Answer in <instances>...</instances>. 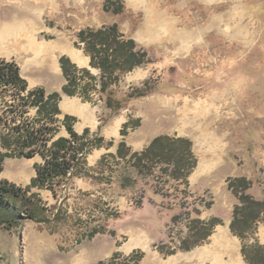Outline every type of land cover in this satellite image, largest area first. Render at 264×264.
Returning a JSON list of instances; mask_svg holds the SVG:
<instances>
[{"label":"rangeland","instance_id":"1","mask_svg":"<svg viewBox=\"0 0 264 264\" xmlns=\"http://www.w3.org/2000/svg\"><path fill=\"white\" fill-rule=\"evenodd\" d=\"M123 3V12L116 13L106 11V0H0V26L11 25L27 42V50L11 54L0 52V59L18 64L31 84L60 85L63 80L60 58L64 55H71L68 57L78 66L90 69L99 77L100 71L90 66L83 45L77 44L78 34L87 28L119 24L127 38L134 39L147 51L149 62L122 75L119 83L113 86L115 94L123 98L132 89L143 88L148 81L153 90L145 97L133 99L117 114L127 117L138 112L148 118L156 117L161 121V129L166 130L169 114L193 116L197 111L203 113L210 108H232L239 94L241 132L235 133V141L241 153L236 156L238 161L232 160L234 164L226 163L230 165L223 177L249 174L253 181L250 192L261 199L264 191V0H123ZM58 44H62L64 50L50 56L57 62L56 70L40 67L42 60L36 53L51 50ZM43 63L47 67L51 61ZM93 97L96 106L105 107L100 92L95 91ZM5 107L0 102V115L8 120L10 116L4 113ZM36 115L37 108H31L28 113L31 124ZM55 134L48 135L51 137L48 147L56 141ZM42 151L34 157L43 158L45 163ZM6 152L0 141V156ZM33 158L5 157L0 182H9L5 174L17 165L34 162ZM43 164H35L33 169ZM166 169L163 164L153 165L150 170L144 168L143 175L136 180L125 175L123 170L117 187L113 184L117 183L118 175L106 180L112 187H106L110 194L104 191V195L113 197L111 200L86 201L87 205L84 203L76 210L71 209L74 202L72 179L56 186L55 192L38 186L29 190L35 178L27 185L15 183L29 190L28 197L37 205L39 221L23 218L14 226L2 224L0 264H72L71 251L79 245L92 246L90 234L95 229L108 231L102 240L114 241L115 228L128 226L148 189L165 195L168 200L165 204L170 209L174 208L172 204L180 209L176 224L167 229V243L157 244L158 249L152 248L166 252L157 255L161 262L168 254L182 250L184 242L193 245L210 232L208 225L212 221L200 222L199 217L208 219L217 215L222 218L223 225L231 219L235 199L226 187L219 190V196H214L202 182L199 187L206 192L200 196L197 190L189 187L186 179L171 180L172 170ZM80 174H88L83 171V165ZM212 182L210 178L208 184ZM46 190L51 192L50 198L45 196ZM12 202L22 210L19 201ZM108 203L111 206L108 207ZM110 220H113L111 229L107 224ZM125 238L123 241H127ZM252 243H264V221L245 241L247 245ZM85 257L81 264H133L127 260L128 256L122 255L116 260L113 255L102 260ZM159 260L154 264H159Z\"/></svg>","mask_w":264,"mask_h":264},{"label":"trees","instance_id":"2","mask_svg":"<svg viewBox=\"0 0 264 264\" xmlns=\"http://www.w3.org/2000/svg\"><path fill=\"white\" fill-rule=\"evenodd\" d=\"M105 9L108 12L121 13L124 10L123 0H106ZM78 38L77 44L83 45L84 52L90 58V66L98 69L100 76H95L90 69L79 68L69 57L62 56L60 64L67 81L63 87L64 94L79 96L86 102H93L94 92L98 91L106 108L118 112L127 107L133 99L145 97L152 92L149 81L143 88L132 89L123 98H119L113 90V86L119 83L122 75L133 72L149 62L147 51L140 48L134 39L127 38L121 32L119 24L81 30ZM61 99L62 94L59 92L49 94L40 87L29 89L28 82L22 76L18 64L0 59V102L6 106L4 113L10 116V119L5 120L3 115H0V141L2 147L8 151L0 156V175L4 170L5 157L33 158L42 149L45 163L37 166V177L28 187L29 190L31 187L38 186L55 192L56 186L80 175L87 155L103 144L104 139L90 138L89 131L82 136L78 135L73 127L76 118L67 116L63 125L69 131L71 138H59L52 143L51 147H48V142L51 140L48 135L53 136L59 126ZM31 108H37L35 122L32 124L28 119ZM19 120L22 121L18 123ZM138 126H140V120H129L123 126L122 135H127L129 129H135ZM112 144L113 142L109 143V145ZM125 147L126 143L122 142L118 155H124ZM78 151H85L86 157L79 159ZM131 159L135 160L134 166L140 173H144V168L149 167L150 170L153 165H166L168 168L166 170H172L171 177L175 180L186 179L197 164L192 153V142L185 138L169 136L156 138L145 152L134 153ZM69 172H72V175L68 178ZM228 182L230 191L237 199L231 230L235 236L245 241L255 233L259 223L264 221V197L262 200L257 199L250 192L253 183L247 177L230 178ZM27 191L9 182H0V227L3 223H8L9 226L17 225L23 218L39 221L37 205L28 197ZM12 199L21 203V211L17 209ZM6 207L11 210L4 209ZM5 210L9 212L4 213ZM218 223L221 221L212 220L208 225L210 232L204 238L210 235ZM99 232L95 229L90 237ZM190 247L188 243H183L184 250ZM242 254L248 264H264L263 244L244 243ZM119 256L120 254L116 253L113 259L116 260ZM143 256L142 251H135L128 256L127 260L138 264Z\"/></svg>","mask_w":264,"mask_h":264},{"label":"crops","instance_id":"3","mask_svg":"<svg viewBox=\"0 0 264 264\" xmlns=\"http://www.w3.org/2000/svg\"><path fill=\"white\" fill-rule=\"evenodd\" d=\"M63 50L64 46L62 44L56 45L51 50H44V52L48 54L51 63H48L49 65L47 67L44 66L43 63H39V66L46 69L53 67V70H56V66H58L57 62L54 58L50 59V56L52 57L55 52ZM69 58L73 61L72 57ZM73 62L75 63V61ZM79 68L81 67L79 66ZM61 71L63 80L60 85L56 86H53V84H31L26 77L22 76L27 80L29 89L40 87L44 88L49 94L54 92L62 94V99L59 103L61 110V114L58 116L59 126L57 127L54 140H58L59 138H71L69 131L63 125V121L67 116L76 118L73 127L78 135L82 136L86 131H89L90 138L104 139V143L94 148L84 161L83 171L88 174L75 176L71 181L72 186H74V189L72 190L74 195L72 200V202H74L71 207L72 210H76L77 207L81 208L84 203L86 204V201L94 203L98 199L104 201L111 200L113 197L108 198L104 195V191H107L106 187H112V183L109 184L106 181L108 177H115L118 175V181L116 184H113L114 187L120 185L121 179L123 178V170L125 171V175L132 177L134 180L140 178L143 173H140V171L134 166L135 160L131 159V156L134 153L142 154L145 152L156 138L160 136H169L173 138H185L192 142V153L197 164L186 178V183L189 187L197 190L200 196H204L203 194L206 192L205 189L202 190L199 187L202 182L206 187V190L207 188L211 189L210 193L214 196H219V190L226 187L229 195L235 199L233 207L234 212L237 199L229 189V179L247 177L251 180L249 174L247 176H232L226 179L223 177V173L229 169L230 165L226 163L234 164V161L232 160L238 161L236 156H240L239 154L241 153V150L238 149V142L235 141V133L237 135L241 132L239 94L236 95L237 103L236 105L233 104L232 108H222L219 110H212V108H210L203 113L197 111L193 116L181 114L177 117V115L169 114L168 129L162 130L160 127L161 121L156 117L148 118L137 112L131 113L130 116L127 117L122 116V118L117 112H113L106 108V106L100 108L93 102L84 101L79 96H69L64 94L63 87L67 81L62 68ZM120 119L123 121L119 123ZM129 120H140V126L135 129H129L128 134L124 136L122 135V129L124 124ZM110 142H113V144L109 145ZM122 142L126 143V147L124 149V155L120 156L118 155V151ZM33 159L31 160L34 162L30 161L23 165H17L16 167H13L12 171H8L5 175L6 178L10 180L9 182L19 185L30 184L32 179L37 177V170L33 169V166L35 164L44 163L43 158L39 156H36ZM210 178H212L213 182L208 184ZM171 180L179 181L172 177ZM146 192V198H144L142 204L136 208L134 213L135 217L128 222V226L120 229L117 227L115 228L114 241L102 240V236L106 235L105 233L108 231L95 234L93 237H90L91 241L89 240L90 242H93L92 246L86 248L84 245H79L78 247H75L74 251H71L74 255L72 264H81V260L86 258L85 255H87V257L92 256L91 258L93 259L99 257V259L102 260L107 257H112V255L114 256L116 253H119L122 256H130L135 251H142L144 253L141 260L144 264H154L159 260L157 256L158 254H166L164 251H153L152 248H157V244L167 243V229L173 223L176 224L180 209L179 207H176L178 205L174 204L172 205L174 208L176 207L175 209H170L168 205L166 206L165 202H168V200L165 195L152 189H148ZM106 193L110 194L108 191ZM45 196L50 198L51 192L46 190ZM263 197L264 191L260 200H262ZM107 206L109 207L111 204L108 203ZM88 207H90V211V209H92L91 204H89ZM94 211L96 212V209H94ZM199 218L200 219L198 220H200V222L220 220L221 223L215 225L209 236L190 245L191 247L188 250H184L181 247L183 251H174L168 254L169 256H167L166 259L163 258L162 262L159 260V264H184L189 261H195L197 264H213L211 251L214 249V236L219 231V228L229 229L230 235L236 241L238 253L242 259H244L243 262H246L242 254V246L247 239L242 241L232 233L231 223L233 220V214L227 223L224 222V225L222 224V218L217 217V215L209 216L208 219L203 216ZM111 221L113 220L107 222L109 229H111ZM123 237H126L125 239H127V241H123ZM97 243L103 244L100 246ZM260 244L264 245V243Z\"/></svg>","mask_w":264,"mask_h":264},{"label":"bare ground","instance_id":"4","mask_svg":"<svg viewBox=\"0 0 264 264\" xmlns=\"http://www.w3.org/2000/svg\"><path fill=\"white\" fill-rule=\"evenodd\" d=\"M23 50H27V42L24 36L11 25L0 26V52L11 54L20 53ZM36 55L40 56L42 63L43 61L49 62L48 54L44 51L37 52ZM121 119L119 123L123 121ZM214 242V249L211 251L213 264H243V260L238 253L236 241L230 235L228 228H219V231L214 236Z\"/></svg>","mask_w":264,"mask_h":264},{"label":"built area","instance_id":"5","mask_svg":"<svg viewBox=\"0 0 264 264\" xmlns=\"http://www.w3.org/2000/svg\"><path fill=\"white\" fill-rule=\"evenodd\" d=\"M72 142H73L74 145H76V143H75L74 141H72ZM85 156H86V152H85V151H78V152H77V157H78L79 159H83V158H85ZM71 175H72V172H69V173H68V178H69Z\"/></svg>","mask_w":264,"mask_h":264}]
</instances>
